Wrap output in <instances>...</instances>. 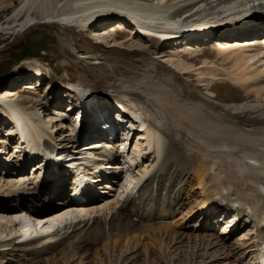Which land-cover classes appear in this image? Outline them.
<instances>
[{
	"label": "bare ground",
	"instance_id": "6f19581e",
	"mask_svg": "<svg viewBox=\"0 0 264 264\" xmlns=\"http://www.w3.org/2000/svg\"><path fill=\"white\" fill-rule=\"evenodd\" d=\"M22 2L20 8L11 18L7 19V26L5 25L6 27L3 28L1 25L0 32L1 30H13L17 27L22 31L34 25L37 20L65 27L85 28L90 22L107 18L109 21L106 23L104 33L107 37L112 36L110 31L107 32L108 27L119 28L120 35L128 32L132 35L138 28L143 36L124 35L125 43L120 45L147 53L151 52L152 48L147 43L152 38L151 36L157 35L163 39V42L172 38H184L188 36L187 34L196 33L205 27L210 28L208 31H214L211 30V26L218 21L231 24L228 27L227 35H238L242 30L241 26L251 27L255 22H264V0H172L169 4H153L146 0H22ZM11 3L10 1H1L0 9ZM196 38L195 41L205 40ZM214 41L213 48L218 57L215 60L205 55L202 49L196 47L192 49L188 43L185 44L184 50L177 51L175 56L160 53L161 56L156 57L161 58L168 65L174 62L183 66V75L187 78L193 77L190 73L192 67H199L196 70L199 77L198 85H189L181 81L170 69L159 70L156 65L151 63V70L147 72L146 80L152 82L155 78H164L170 74L164 80L167 83L160 81L157 85L150 83L147 87L146 99L157 110L143 111L144 107L141 106L140 98H138L139 101H134L126 98L127 96L123 94L113 100L116 104L128 105L126 111L132 119L129 122L131 129L123 138L127 140L134 131L137 132L132 153L127 151L126 143H121L118 146L121 148L119 150L125 156V160L122 158L120 163L113 164L115 155H108L106 158L110 160L109 162H91L87 170H84L82 166L74 168L79 160H72L70 153L66 157L67 161L70 160L73 163L71 169L78 171V174L84 173L85 175L87 172V181L91 177H96L97 173H101L96 178L97 182L102 179L109 180L106 178L109 174L116 179L123 178L119 187L121 192L118 191L116 199L110 201V195L109 198H94L86 203L74 202V199H70L71 194L75 193V186L84 184L82 175L77 178L73 177V184L77 185L71 187L74 192L67 196L70 203H64V207H61L62 209L59 211L45 214L46 216L41 218L38 217L36 224H30V221L19 211L7 207L0 208V251L9 249L13 242L15 243L13 245H16L13 248L19 247L17 249L19 252L27 249L29 251L44 249L49 254L59 252L64 259L67 258L66 250L69 247L72 248L70 254H74L87 245H100L107 238L115 239L114 243H116L118 239L127 235H132L134 238L144 235L149 238L150 235L167 232L169 229L171 232L174 224H171L167 230L160 221L174 218L182 208L184 201L179 191L182 186L179 185L185 186L187 183L184 179L186 177L189 179V176H192L196 189L200 193L197 198L200 200L197 203V208L202 210L209 204L215 203L214 207H223V209L229 210L234 218L239 216V212L245 213V222L250 220L252 227L249 225L246 232V234H250L248 239L250 245L244 247L252 249L251 260H256L259 256V244L257 243L258 232L254 231V228L264 222V37L259 40L250 39L249 46L235 40L228 42L224 37ZM111 42L115 45L119 44L116 37ZM253 43L254 45H252ZM249 49L252 50L249 51ZM153 50L155 49L153 48ZM187 50L188 53L185 56L183 53ZM200 59L203 63L197 65L196 61H200ZM36 74H39L38 78L44 76L41 71ZM37 77L33 79L34 83ZM221 81H227L239 87L246 93L248 101L243 103L237 102L236 99L215 103L213 100L217 95L213 85ZM33 82L29 85H34ZM133 85L132 83L124 88L138 89L136 86L141 83ZM27 87L25 85L21 88ZM68 87L66 88L68 96L64 98V100H68L64 101L62 98V102L66 105L58 104L56 115L47 114L44 117L33 107L26 108L25 106L26 101L36 99L33 94L22 97L18 96L14 89L3 90L5 92L0 96V117L3 119L1 121L3 125L6 124L9 127L7 130L9 141L6 142L3 139L1 144L9 145L10 140H17L16 144L14 143L16 153H19L18 150H22L24 146L26 147L21 151L25 158L17 156L18 158L10 167H14L16 163L27 167V163L32 164L36 159H40V164H35L32 167L33 170H36L35 175L37 176L35 177L37 178L40 172L45 173L53 168L54 158L50 156V153L64 149L65 144L74 139L75 131L81 128L78 126L80 121H76L73 125L68 123L70 116L67 118L61 111L69 110L71 105L80 106L81 104L77 103L75 98L83 103L82 100L86 99L85 97L90 98L95 93L94 90L83 84L68 85ZM111 111L112 118L109 124L113 126L121 120V111L113 109ZM69 113L70 110L68 115ZM85 117L86 115L83 116V118ZM94 117L95 115H90L88 118ZM76 118L77 116L72 120L75 121ZM134 121H137L139 126ZM54 123L56 124L54 125ZM83 126L85 127L84 133L87 134L91 131L86 123L83 122ZM54 127L61 131L58 135L53 134L52 128ZM185 134L191 136L192 139H188ZM217 136L226 137L234 145L240 144L237 142L238 140L246 143L258 142L262 149L260 155L258 151L254 152L250 147L248 149L245 147L241 154L245 159L254 162V165L260 161L259 167L254 168L253 165H246L240 154H226L224 152L226 146L218 144L213 139ZM194 139L205 143L207 150L201 149L204 144L200 143L201 147L195 148L194 151V146H192ZM42 140L44 141L41 142ZM101 143H104V140L79 146V149L86 148L87 155L94 158L93 156L102 151ZM35 146L38 147V151L43 153L42 155H45L44 157L41 154L40 157L39 152H34ZM41 147L44 148L43 151ZM59 155L63 157L64 151H60ZM86 158L87 156L82 159L83 162L86 161ZM10 167L0 163V168H3L4 171ZM66 170L68 171V168ZM104 170H108L109 174H106ZM121 170H123V174L120 172ZM67 171L58 169L57 174L51 173V178L53 176L54 181L59 184L63 183L67 178ZM19 172L16 173L13 170L11 174L9 173L10 175L4 172L7 174L6 177H0V199L14 197L19 200L20 195L30 197L37 192L38 187L40 188L39 184L33 181V177L21 176L18 174ZM102 173L106 174V177ZM104 185L103 189L114 190L110 183L104 182ZM106 193L109 194V192ZM55 198L51 195L47 201L50 203ZM235 202L240 206L237 213L230 209ZM158 204L159 208L156 211L154 207ZM21 208L27 211L34 209L27 208L25 204L20 206ZM157 212H159L158 215ZM212 213V210L204 212L201 217L202 221L205 222V219ZM173 222L175 223V221ZM17 223L20 225H15ZM225 224V227L219 229L221 231L224 229V232L220 231L219 235L217 234L220 237L217 239H219L223 250L227 247L231 236L238 231L235 230L229 237H221L220 235H226L233 229V225ZM189 225L190 223H185V226ZM206 225L202 224L204 227ZM217 226L218 224L214 225V229ZM22 227L24 228L21 231L15 230ZM173 237H171L172 240L175 238ZM199 242L197 251L202 247V255L208 254L213 241L205 243V239L202 237L199 238ZM194 248H196V243ZM69 257L71 258V256ZM193 257L197 258V253L192 254L191 261ZM211 257L212 255H209V258ZM199 258L202 259L201 256ZM194 263L201 264L202 260Z\"/></svg>",
	"mask_w": 264,
	"mask_h": 264
},
{
	"label": "rangeland",
	"instance_id": "374dc122",
	"mask_svg": "<svg viewBox=\"0 0 264 264\" xmlns=\"http://www.w3.org/2000/svg\"><path fill=\"white\" fill-rule=\"evenodd\" d=\"M1 1L12 2L10 5H4V8L0 9V27L2 25V27L5 28L7 26V19L12 17L23 2L22 0H0V2ZM146 1L153 4H169L172 2V0ZM108 21L109 19L104 18L102 20L90 22L85 28H81L79 26L65 27L55 23H47L37 20L34 25L27 27L22 31H20L18 27L13 28V30H1L0 96L3 95V92H5L3 90L6 89H14L17 95L22 97L33 94L36 99L33 101H26L25 106L26 108L33 107V109L44 117L47 114L56 115V106L58 104H64V102H62V98L64 100V98L68 96L66 93V90H68L66 88H69L68 85L76 86L77 84H83L84 86L87 85L89 89L94 90V96L100 101L99 104H97V108L98 110L101 109L99 111H103L102 113L109 111L114 103L113 100H116L123 95H126V98L134 101H139L138 98H140L142 100L141 106L144 107L143 111L151 109L154 111L157 110V108H155V106L146 99L147 87L150 83L156 85L157 83H160V81L167 83L164 80L166 77H169L170 74L164 78H155L152 82L146 80L145 77H147V72L151 70V63L156 65L159 70L170 69L171 72L176 74L181 81H184L189 85L199 84L197 81L199 77L196 72L199 67H192L190 73L193 77L187 78L183 75V66L174 62H171L172 65L169 64V66L167 63H164L165 61L163 62L161 58H156L161 56L160 53H163V55L172 54L175 56L177 51H183L185 44L188 43L192 49H195L196 47L197 49L204 50L205 55L211 57V59L215 60L218 58L217 52L211 44L204 43L202 45L201 42L199 43L196 42L197 40H194L196 37L200 39L205 38L206 34L200 35V33L204 34V32L200 31L189 34L184 38H172L160 43L149 41L147 43L152 48L151 52L147 53L140 50L128 49L124 45L121 46L120 44L125 43V38L124 35H120V29L115 26H112V29L108 27L107 30V32L110 31L109 33L112 36H105L104 33L106 30V23ZM87 32H91V36H89ZM226 33H228V28ZM225 35L227 36V34ZM112 37L113 39L116 37L119 44L115 45L112 43ZM262 37L264 36L257 34L256 28H246L244 30L242 29L238 35H228L227 39H232V41L235 40L240 42V44L249 46V44H251L249 43L250 39L259 40ZM181 44L183 45L182 47L180 46ZM252 45H254V43ZM153 48L156 51L153 50ZM251 50L252 49H249V51ZM155 58L156 61L154 60ZM202 63L201 59L200 61H196L197 65ZM38 71H41L44 76L38 78L37 76L39 74H36ZM35 77H37V80L34 83L33 79H35ZM31 82H33L34 85H29ZM131 82L134 84L133 86L139 83H141V85L136 86L138 89L130 90L126 87L124 88V86H130L132 84ZM25 85L28 87L21 88ZM214 85L213 89L217 95L216 99L213 100L215 103L229 102L236 99L238 100L237 102L244 103L245 101H248L245 92L241 91L239 87H236L227 81H221L219 83H215ZM149 99L152 100L151 98ZM67 100L68 99L64 101ZM65 105L66 104L62 106ZM65 112V110H62L61 113L64 114ZM98 113L99 112H97V116L101 117L102 114ZM95 117L94 120L97 119ZM68 123L73 125L76 121L72 120L68 121ZM55 124L56 123H54V125ZM5 126L7 128L6 131L0 130V138L1 140L4 139V141L7 142L9 140V134L6 135V132L9 130V127H7L8 125L6 124ZM84 128L85 127H83L82 122L80 130H77L80 137L84 135ZM52 132L54 135H57L61 131L56 130L54 127L52 128ZM186 136L188 139H192L191 136ZM215 138L216 137L213 138L216 140L215 142L226 146L224 147V152L226 154L235 153L240 154L243 157L241 153L245 147H247V149L248 147L252 148L254 152L258 151L259 155L262 151L259 147V143L256 141L253 143H246L238 140L237 142L241 144V146L240 144H238V146L234 145L233 142H230L224 136H217V138ZM197 141L194 139L192 143L194 151L195 148H200L202 144H204V146H202L201 149L204 148L207 150V147L205 148V143H201L199 140ZM10 144L14 145V143L11 142L9 145ZM7 149L10 152H13L11 147L6 148V150ZM259 155L258 159L260 157ZM243 158L246 165H253L252 167L254 168L259 167L260 161H258V159H256L258 162L255 161L256 165H254L255 163L250 159H245V157ZM0 169V177H6V173L10 175L11 171H13V169H8L7 171H4L3 168ZM26 173L27 171H24L19 175L22 176ZM49 176L50 174L47 173L45 176L46 180H44L41 184V186L45 189V195L42 194L38 197L33 196L24 199L20 198L19 200L14 197L0 200L4 201L9 206L22 202L28 206L37 207L39 209L48 207L47 209L50 211L47 214L59 211L62 209L61 207H64L63 201L66 199L65 192L67 190V184L65 183L63 185L65 188L60 193L58 189L60 184L53 183L52 179L48 178ZM108 178L110 180L106 182H109L114 190H106L109 194L106 192L103 193L101 191L103 189L101 188L105 185H102L99 187L100 189H98L102 192V194H98L96 197L105 199L109 198L111 195L109 198L111 201L116 199L118 191L120 190L119 187L123 182V178L120 180L114 179L115 177L113 176ZM186 179L187 177L184 179L187 183L185 186L182 184L179 185L182 186L181 189L179 188V191L182 194V199L184 201L182 208L178 211L174 218L160 221V223L165 226V229L167 230L171 224H174V227L172 226L174 230L171 229V232H169V229L167 232L150 235L149 238L144 235H141L142 237L136 236V240L132 235H127L126 237L118 239L116 243H114L115 239L107 238L103 241L104 243L102 242L100 245H87L85 248L74 254H70L72 248L69 247L66 250L67 258L64 259H62L59 252L49 254L44 249L34 251H29L27 249L26 251L19 252L17 250L19 247L14 249L13 246L16 247V245H13L15 243L12 242V246L10 245L9 249L0 251V264H195L194 262H199L201 260V264H255V261L251 260L252 256L250 253L252 249L244 247L250 245L248 242L250 234H246L249 225L243 224L245 223V220H243L240 224L237 233L231 236V239L226 245L227 247L224 250L221 249V243L219 242V239H217L220 237L217 236V234L219 235L221 231L219 230L220 228L225 227V223L229 215L226 217V220H222V222L218 224L216 229L211 230L209 227L207 228L202 226L200 215L206 208L202 210L197 208V203L200 201L197 198L200 193L196 189L193 177L189 176V179ZM119 192H121V190ZM51 195L56 198L49 203L47 198ZM186 197H189L188 199L190 201H187ZM1 203L2 202H0V208H6L3 206V203ZM158 208L159 204L154 207L156 211ZM158 214L159 212H157V215ZM177 220H179V222L176 223ZM173 221H175V223ZM185 223H190V225L185 226ZM221 232H224V229ZM220 236L227 237V235L224 236V234ZM171 237L174 239L172 240ZM202 237H204L205 243L213 241V244H211V250L206 249L208 250V254L204 255H202V247L197 251V247L200 243L199 238L201 239ZM148 239L151 240L148 241ZM148 242H150V245L147 244ZM195 243L196 248H194ZM104 244L105 246H103ZM195 253H197V258L193 257L191 261L190 258L192 257V254ZM209 255H212V257L209 258ZM69 256H71V258ZM199 256H201L202 259H200Z\"/></svg>",
	"mask_w": 264,
	"mask_h": 264
}]
</instances>
